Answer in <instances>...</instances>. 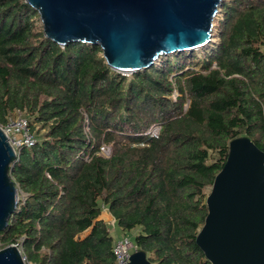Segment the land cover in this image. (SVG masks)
I'll use <instances>...</instances> for the list:
<instances>
[{
    "label": "trees",
    "instance_id": "16d2710c",
    "mask_svg": "<svg viewBox=\"0 0 264 264\" xmlns=\"http://www.w3.org/2000/svg\"><path fill=\"white\" fill-rule=\"evenodd\" d=\"M219 12L215 46L122 74L98 45L44 37L24 0H0V126L23 113L36 137L9 169L20 198L1 247L32 264H117L104 209L151 264H210L195 236L228 142L264 153V0Z\"/></svg>",
    "mask_w": 264,
    "mask_h": 264
},
{
    "label": "water",
    "instance_id": "95a60500",
    "mask_svg": "<svg viewBox=\"0 0 264 264\" xmlns=\"http://www.w3.org/2000/svg\"><path fill=\"white\" fill-rule=\"evenodd\" d=\"M39 15L43 36L60 46L98 45L110 69L149 68L162 56L209 43L222 0H24ZM0 126V232L15 211L17 160ZM195 243L210 264H264V153L247 136L229 140L227 157L205 197ZM132 245V242H130ZM0 264H26L15 244L0 248ZM123 264H151L133 249Z\"/></svg>",
    "mask_w": 264,
    "mask_h": 264
},
{
    "label": "built area",
    "instance_id": "2783aa9c",
    "mask_svg": "<svg viewBox=\"0 0 264 264\" xmlns=\"http://www.w3.org/2000/svg\"><path fill=\"white\" fill-rule=\"evenodd\" d=\"M160 127L161 124L156 123L152 126V128L147 129L145 134L149 137H156L158 135ZM1 128L5 133L9 144L12 146L16 153L21 147H29L36 141L35 135L30 130L28 119L22 113H19L18 115L13 117H9L6 123L4 125H1ZM87 129L88 126H86V130ZM98 153L104 157H108L110 155V146L102 144L99 148ZM130 242L131 241L126 236H121L114 240L112 252L117 264H123L128 261L129 255L131 253V247L135 249L133 245H130ZM22 258L26 263L24 256H22Z\"/></svg>",
    "mask_w": 264,
    "mask_h": 264
},
{
    "label": "rangeland",
    "instance_id": "374dc122",
    "mask_svg": "<svg viewBox=\"0 0 264 264\" xmlns=\"http://www.w3.org/2000/svg\"><path fill=\"white\" fill-rule=\"evenodd\" d=\"M222 1H228V0H222ZM221 15H222V14L219 12L218 15L216 16V19H215V21H214V23H215V24H214V28H215V29H214L213 34H212V36H211V40L209 41L208 44H206L205 46H203L202 48H200V49L197 50L198 52H200L199 54H201V53L203 52L204 49L209 48V47H211V46H215L216 42H218V32H217L216 26H217L218 19L222 17ZM162 57H165V56H162ZM175 95H176V93H174V95H173L172 97L174 98ZM185 105H186V104H185ZM18 114H19V113H16L15 116L18 115ZM22 114H23V113H22ZM23 115H24V114H23ZM157 123H159V122H157ZM154 124H156V123H154ZM154 124H152L151 126H149L147 129L152 128V126H153ZM147 129H146V130H147ZM146 130L144 131V134H145ZM18 198H20L19 190H18ZM102 211H104V209H103ZM105 211H106V210H105ZM105 213H106V215H104L103 218H104V220H106L105 222H106V224H107V226H108L109 232L111 233V235L113 236V238H114V240H115V239L118 238L119 236L116 235V230H115V223H114V220H113L112 216H111L107 211H106ZM102 220H103V219H102ZM127 237H128V236H127ZM0 248H2V247H1V242H0ZM132 250H133V247H131V251H132Z\"/></svg>",
    "mask_w": 264,
    "mask_h": 264
},
{
    "label": "crops",
    "instance_id": "0c3cea01",
    "mask_svg": "<svg viewBox=\"0 0 264 264\" xmlns=\"http://www.w3.org/2000/svg\"><path fill=\"white\" fill-rule=\"evenodd\" d=\"M106 211L104 210V211H102L101 213H100V215H99V218H101V219H103L104 220V215H106V213H105ZM104 221H106V220H104Z\"/></svg>",
    "mask_w": 264,
    "mask_h": 264
}]
</instances>
